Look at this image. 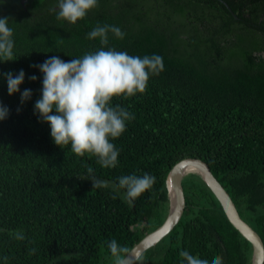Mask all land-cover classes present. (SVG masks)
<instances>
[{
    "label": "trees",
    "instance_id": "16d2710c",
    "mask_svg": "<svg viewBox=\"0 0 264 264\" xmlns=\"http://www.w3.org/2000/svg\"><path fill=\"white\" fill-rule=\"evenodd\" d=\"M56 3L0 0L15 59L0 61V103L9 109L0 121V264H113L111 240L131 250L162 225L167 174L186 159L209 168L264 245V0H98L75 24L56 19L50 11ZM98 24L117 26L125 36L109 33L103 46L87 38ZM101 47L156 54L164 63L145 93L112 100L135 117L113 141L115 168L57 147L50 126L34 114L43 79L34 66L52 55L68 61ZM20 70L24 82L9 96L2 74ZM25 89L32 96L21 105ZM145 173L155 177L154 186L129 203L118 178ZM93 175L108 186L93 188ZM180 186L178 224L134 264H182L181 250L209 264L217 255L223 264H251V244L202 179L189 174ZM17 230L25 240L12 237Z\"/></svg>",
    "mask_w": 264,
    "mask_h": 264
},
{
    "label": "clouds",
    "instance_id": "9594fccd",
    "mask_svg": "<svg viewBox=\"0 0 264 264\" xmlns=\"http://www.w3.org/2000/svg\"><path fill=\"white\" fill-rule=\"evenodd\" d=\"M98 7V0H57L50 11L56 12V19L75 24L86 17L87 13ZM10 18H0V61H14L13 29L9 27ZM123 39L125 33L117 26L97 25L87 38L99 39L103 46L108 45V34ZM43 74L41 97L34 104V114L41 122L50 126L53 142L59 148L70 146L77 156L86 154L95 157L103 168H115L118 163L119 150L113 141L126 130V122L133 120L134 115L120 105H112L113 98L132 97L147 90L151 76L159 75L164 70L163 57L134 56L127 52L101 47L95 52L85 53L82 57L64 61L52 55L42 64L35 65ZM7 81L8 95L20 91L25 73H3ZM35 75L30 81H35ZM32 96L31 89L20 93L21 105ZM19 108L17 112H19ZM9 109L0 103V121L7 119ZM88 172L93 173L89 168ZM93 188L107 187L108 182L91 177ZM155 184V177L145 173L124 175L118 178L117 187L125 189L129 203L150 190ZM15 240L26 239L22 231L11 233ZM113 264H132L129 248L121 246L116 240L107 245ZM31 249L29 255L35 253ZM182 264H209L187 250L179 251ZM7 259V257H5ZM138 259H142L138 258ZM211 264H223L222 257L217 255Z\"/></svg>",
    "mask_w": 264,
    "mask_h": 264
},
{
    "label": "water",
    "instance_id": "95a60500",
    "mask_svg": "<svg viewBox=\"0 0 264 264\" xmlns=\"http://www.w3.org/2000/svg\"><path fill=\"white\" fill-rule=\"evenodd\" d=\"M223 5L233 18L236 19V16L228 5L225 2H223ZM189 174L198 175L202 179L219 202L228 222L251 244V264H263L264 245L260 236L240 218L228 193L213 176L209 168L198 159L182 160L169 170L166 177V189L169 198L168 214L159 228L146 235L130 250L129 258L131 259L132 264H134L146 250L159 243L178 224L183 212V199L180 183L182 179Z\"/></svg>",
    "mask_w": 264,
    "mask_h": 264
}]
</instances>
